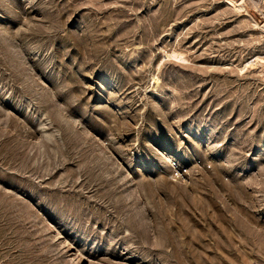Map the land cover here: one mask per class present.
<instances>
[{
    "label": "rangeland",
    "instance_id": "rangeland-1",
    "mask_svg": "<svg viewBox=\"0 0 264 264\" xmlns=\"http://www.w3.org/2000/svg\"><path fill=\"white\" fill-rule=\"evenodd\" d=\"M0 264H264V0H0Z\"/></svg>",
    "mask_w": 264,
    "mask_h": 264
}]
</instances>
